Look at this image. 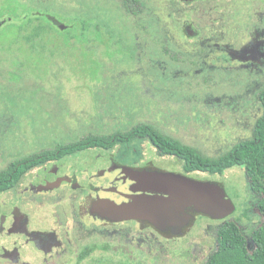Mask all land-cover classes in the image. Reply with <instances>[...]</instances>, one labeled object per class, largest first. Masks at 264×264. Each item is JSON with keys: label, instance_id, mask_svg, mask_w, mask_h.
Segmentation results:
<instances>
[{"label": "rangeland", "instance_id": "374dc122", "mask_svg": "<svg viewBox=\"0 0 264 264\" xmlns=\"http://www.w3.org/2000/svg\"><path fill=\"white\" fill-rule=\"evenodd\" d=\"M127 2L0 0V169L86 133H122L142 123L178 138L193 137L212 159L251 138L260 113L257 96L264 89V43L260 58H244H250V42H264V0ZM76 15L95 18L104 27L86 57L83 50L63 48L54 32L45 35L49 40L43 47L26 43L15 26L28 16L56 17L63 24ZM5 20L15 24L3 25ZM149 150L131 142L110 151L134 163L137 153ZM39 176L30 172L20 186L0 193V226L10 204ZM199 179L218 183L235 210L223 220L205 216L189 228L184 251L199 260L166 264H203L226 221L237 220L245 236L262 221L252 209L242 167ZM52 197L69 220L71 191ZM5 243L0 232V253Z\"/></svg>", "mask_w": 264, "mask_h": 264}, {"label": "flooded vegetation", "instance_id": "af4514ba", "mask_svg": "<svg viewBox=\"0 0 264 264\" xmlns=\"http://www.w3.org/2000/svg\"><path fill=\"white\" fill-rule=\"evenodd\" d=\"M263 43L250 42L248 46H253V49L246 51L250 58L244 59L255 61L260 58ZM159 132L168 139L137 138L132 141L150 147V154L147 155L146 151L137 153L138 161L134 163L110 151L123 143H117L110 149L89 147L71 154L61 155L56 151V155H45L30 171H36L40 176L36 183L25 187L27 197L20 195L17 203L10 204L6 217L1 218L0 232H5L6 236L0 253L4 264H166L167 261L187 260L188 257L191 261L199 260L198 254L188 256L184 251L189 228L205 217L193 207L185 209L191 219L177 233L172 229L160 231L142 220L113 221L95 208L103 200L120 205L130 202L134 196L155 195L152 191H132L134 182L123 172L126 168L171 172L202 181L199 177L204 172L199 170V165L194 169L195 165L187 162L189 153L183 155L184 152H179L177 155L164 153L162 149L164 146L170 149V141H174L181 150L195 149L197 160L203 159L204 150L197 141L193 137L184 139L165 131ZM71 145L69 142L58 148L64 150ZM92 150L103 152L93 156L86 154ZM65 191H71L73 200L69 220L65 219L66 213L52 197L53 193L57 195Z\"/></svg>", "mask_w": 264, "mask_h": 264}, {"label": "trees", "instance_id": "16d2710c", "mask_svg": "<svg viewBox=\"0 0 264 264\" xmlns=\"http://www.w3.org/2000/svg\"><path fill=\"white\" fill-rule=\"evenodd\" d=\"M123 3L127 5L128 2L123 0ZM15 19L19 20V18ZM15 19L14 21H16ZM57 19L56 17H51V19L48 17L43 20L38 16H28L24 18L25 21L21 25L15 26L19 31L22 30L23 40L33 46L43 47L44 43L47 44L49 40L45 35H52L51 33L54 32L57 39L58 37L61 39L60 42L62 43L61 46H64L63 48L67 49L66 46H70L73 50H83L82 57L87 56L88 50L91 51L92 44L100 39L101 29L104 28L95 18L85 16L76 15L69 20L64 19L63 24L59 23L60 19ZM7 22L11 21L5 20L3 25H6ZM29 27H31V32L24 30L29 29ZM96 35L98 37H95ZM67 52L72 53L73 51L67 50ZM55 55L53 52L51 57ZM46 62L48 63V61ZM257 99L260 113L254 122L251 138L237 143L225 155L217 159L204 156L203 159L197 160L195 149L181 150L180 146L174 141H170V149L165 148V146L162 148L164 153L172 152V154L177 155L180 154L179 152H184L183 155L189 153L190 156L187 158V162L192 163V166L195 165L194 169L199 165V170L208 175H222L226 169L234 166L242 167L249 194L254 199L252 209H256L258 217L262 218L259 225L248 236L243 234L237 220L226 221L217 230L216 248L210 253L204 264H264V89L259 91ZM157 137L168 139L165 135L160 134L155 127L147 123L138 124L122 133L83 134L72 142L71 147L68 149H42L34 155L19 157L1 168L0 193L7 192L17 186L35 166L40 164L45 155H56V151H58L57 154L65 155L83 151L89 147L93 149H110L117 143H123L127 146L137 138H150L153 140Z\"/></svg>", "mask_w": 264, "mask_h": 264}, {"label": "water", "instance_id": "95a60500", "mask_svg": "<svg viewBox=\"0 0 264 264\" xmlns=\"http://www.w3.org/2000/svg\"><path fill=\"white\" fill-rule=\"evenodd\" d=\"M59 27L62 28L61 25ZM123 172L134 182L132 191H152V196H134L130 202L116 205L103 200L95 205L96 211L113 221L142 220L160 231L172 229L177 233L191 217L185 209H193L213 220H223L233 214L235 206L223 188L213 182L196 181L171 172ZM162 194V195H160Z\"/></svg>", "mask_w": 264, "mask_h": 264}]
</instances>
